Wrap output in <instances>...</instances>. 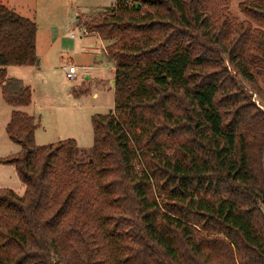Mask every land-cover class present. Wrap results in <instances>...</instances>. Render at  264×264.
I'll return each instance as SVG.
<instances>
[{"label":"trees","instance_id":"16d2710c","mask_svg":"<svg viewBox=\"0 0 264 264\" xmlns=\"http://www.w3.org/2000/svg\"><path fill=\"white\" fill-rule=\"evenodd\" d=\"M214 1L116 0L87 24L116 63L115 108L92 117V148L38 146L39 124L13 111L6 132L21 152L0 165L25 193L0 189V264H264V112L237 82L254 84L256 54L250 26L227 39L224 19L218 31ZM240 6L264 21V0ZM37 31L0 4V88L16 108L33 91L8 68L38 65ZM217 48L236 76L210 57ZM119 218L133 219L129 235Z\"/></svg>","mask_w":264,"mask_h":264},{"label":"rangeland","instance_id":"374dc122","mask_svg":"<svg viewBox=\"0 0 264 264\" xmlns=\"http://www.w3.org/2000/svg\"><path fill=\"white\" fill-rule=\"evenodd\" d=\"M244 1L245 0H215L209 7V13L214 20L219 19L217 21L220 22L218 31L221 29L223 20H227V27L223 31L225 35L229 31L227 39H237L242 35L243 32L240 34V30L236 29L237 26L241 24L250 26L249 37L246 33L242 35V37L243 39L248 38V46L251 44L252 48L255 50L256 60L250 66L255 82L254 84H251L239 77L237 78V82L240 84L242 91L250 98L251 102L264 112V63L261 58H259V55L262 54L263 50L257 45L260 38L256 33H264V21L248 16L240 6ZM27 2L28 4H26ZM115 3L116 0H33L31 3L30 1L25 0V4L27 5L25 10L27 17L34 19L38 27L40 54L44 62L57 61L53 58L54 53L63 49L68 50L73 46V52H66L64 58L65 61L70 60L71 58L74 60V63L78 65V54H75L74 51H79L82 45V39L80 37L82 36L83 31L77 25L81 24L87 28V24L98 20L104 15H108ZM73 34L76 35V39L72 38ZM86 42L93 46H101L102 44L101 39L98 38H91ZM210 57L213 58V60L218 58L221 63L225 64L229 72L236 76L233 67L228 62L227 56L221 54V51L218 48L217 55ZM54 65L55 63L52 62L50 73H41L40 75L32 73V70L29 73L27 68L25 69L15 66L8 68V75L10 77L23 79L25 83L31 85L37 104L35 110L30 109L28 112H34L39 115L36 124L39 123L40 115H43V117L48 119V115L50 114L53 115L51 123L54 122V125H56V122L58 124L61 123L60 126L49 127L48 132L41 129L40 132L43 131L44 135L42 139L37 136L36 144L38 146L54 144L58 141L68 139L72 135L70 126L74 120H71L72 115L62 108V106H64V104L68 105L70 100L68 97H65V91L69 90L68 88L70 87H74L75 83L69 82L66 78H63L61 72L53 70L52 68ZM111 66H113V62L106 61L102 65V68L105 69L106 67ZM211 71V69H206L204 72L208 73ZM31 105L33 106V104ZM51 107H54L55 109L61 107L62 109L54 111L53 109L50 110ZM97 113L105 112L98 111ZM10 116V107L6 102L3 103L0 88V157L4 158L5 156L8 157V155H16L21 152V148L12 143L9 139L5 126L2 127L3 123L7 122ZM87 127L88 126H86L85 120L83 119L79 126H73V131L78 134V137H80L77 141L78 146L80 148L90 149L94 145V131L91 125H89V129ZM64 130L71 134H66ZM137 148L138 147L136 146V149ZM137 155L139 157L135 163L136 171L141 172V170H146L147 164L143 155H140V151H137ZM83 160L88 162V159L86 158ZM151 182L156 194V185L153 178L151 179ZM0 189H10L20 196L24 195L25 187L21 183L14 166L0 165ZM158 200L160 203L162 202L160 198H158ZM117 220L118 225L119 223H122L119 233L122 235H129L131 232L129 226L133 222V219L119 218Z\"/></svg>","mask_w":264,"mask_h":264},{"label":"crops","instance_id":"0c3cea01","mask_svg":"<svg viewBox=\"0 0 264 264\" xmlns=\"http://www.w3.org/2000/svg\"><path fill=\"white\" fill-rule=\"evenodd\" d=\"M30 3L33 0H28ZM0 4L8 7L9 9L13 10L18 15L28 18L26 14V7L28 2L25 4V0H0ZM30 11V10H29ZM31 19V18H28ZM34 21V19H31ZM79 21V20H78ZM35 22V21H34ZM36 23V22H35ZM81 25V24H80ZM77 25L81 30L83 31L82 36L80 37L82 39V45L78 50H75L74 53L78 54V65L74 63V60L70 58V60H66L64 58V54L73 52L74 47L66 50L63 49L61 51H58L57 53H54L53 58L57 61H51V62H44L41 54H40V45H39V39H38V31H37V41H36V47H37V56H38V65L37 66H24L20 68H27L29 73L31 70L32 73L40 75L41 73H50L51 71V63H55L53 66V70L59 71L62 73L63 78H66V73L64 71L65 66H77L79 68H91V75L88 78H82L77 77L74 87L68 88L69 90L65 91V97H68L69 103L68 105L62 106L67 112H69L72 115V119L74 122H72L71 127V137L68 139H74L76 142L79 140L80 137H78L77 133H74L73 126H79L82 122V120H85L86 126L89 129V125L92 127V117L94 115L98 114H108L112 111H114L115 108V73H116V63L114 60H112L107 52V46L108 42L103 41L100 36L97 33L88 32L86 27L84 25ZM73 39H76V35H72ZM101 39V46H93L92 44H89L86 42L89 39ZM106 61L113 62V66L106 67L105 69L102 68V65ZM9 76V75H8ZM10 77V76H9ZM13 78V77H10ZM19 79V78H16ZM67 79V78H66ZM24 81L23 79H20ZM68 80V79H67ZM70 82V81H69ZM29 85V83H26ZM31 87V85H29ZM33 91V90H32ZM60 93V92H59ZM72 99V100H71ZM3 103L4 99H3ZM32 104L30 107L27 108H16L13 106H10V115H12L13 111L19 110L22 112H25L29 114L30 116L34 117L35 122H37V117L39 116L37 113L34 112H28L30 109H34L36 107L37 101L35 99L34 94L32 95ZM3 105V104H2ZM3 107V106H2ZM61 107H57L56 109L54 107H51L50 110H57L62 109ZM98 111L105 112V113H97ZM53 114V112H52ZM53 115H48V119L46 117H43V115H40L39 120V128L37 129L35 133V140L37 141V136L39 138H43L44 132H48L49 127H57L60 126L56 122L51 123ZM11 119V116L8 118L7 122L3 123L2 127L5 126V129L7 128V125L9 124ZM5 124V125H4ZM93 128V127H92ZM43 130L40 132V130ZM67 129V128H66ZM65 131V130H64ZM7 133V132H6ZM52 133V132H51ZM66 134H71L70 132H66ZM53 134V133H52ZM65 139V140H68ZM64 141V140H63ZM60 142V141H58ZM37 143V142H36ZM57 143V142H56ZM78 143V142H77ZM85 149V148H84ZM9 156V155H8ZM7 156H5L6 158ZM4 158V157H0Z\"/></svg>","mask_w":264,"mask_h":264},{"label":"built area","instance_id":"2783aa9c","mask_svg":"<svg viewBox=\"0 0 264 264\" xmlns=\"http://www.w3.org/2000/svg\"><path fill=\"white\" fill-rule=\"evenodd\" d=\"M64 71L66 73V78L70 82H75L77 77H82V78H88L91 75V68H79L77 66H65Z\"/></svg>","mask_w":264,"mask_h":264},{"label":"water","instance_id":"95a60500","mask_svg":"<svg viewBox=\"0 0 264 264\" xmlns=\"http://www.w3.org/2000/svg\"><path fill=\"white\" fill-rule=\"evenodd\" d=\"M141 6H142L141 4H137V3L134 4V7L136 8L141 7Z\"/></svg>","mask_w":264,"mask_h":264}]
</instances>
